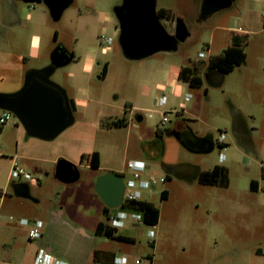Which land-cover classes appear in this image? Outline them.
Here are the masks:
<instances>
[{"label": "rangeland", "instance_id": "374dc122", "mask_svg": "<svg viewBox=\"0 0 264 264\" xmlns=\"http://www.w3.org/2000/svg\"><path fill=\"white\" fill-rule=\"evenodd\" d=\"M122 2L72 0L54 20L42 0H0V93L17 91L26 71L48 65L54 54L62 65L49 79L63 88L68 98L76 93L80 106L78 111H72L74 122L49 141L28 136L14 116L12 122L0 126V197L3 192L12 193L8 186L13 161L33 178L39 177L22 161L24 156H34L33 149L41 151L31 146L32 142L54 145V149L74 161L69 162L76 166L78 180L68 185L58 200L55 191H61L62 184L56 181L42 197L44 209L45 205L57 208L61 199L65 201L66 215L71 211L75 215L95 216L96 206L85 196L88 182L108 173H117L125 181L131 177L126 163L136 155L145 157V152H152V158L143 160L152 166L146 175L155 176L163 173V163H190L201 169L220 163L228 171L227 187L203 185L190 179L192 173L188 178H166L151 193L143 192L142 199L158 208L155 225L127 223L116 232L130 241L100 236L95 244L106 248L108 254L126 256L129 264L135 260L139 264H264V190L249 189L252 178L264 185L260 177V161L264 158V30L241 37L245 60L223 73L221 85L212 86L205 78L204 67L223 49L220 39L224 32L216 27L226 25L234 14L232 0L221 4L209 0H154L155 11L166 8L172 12L169 21L159 19L172 47L140 59L127 57L119 41L115 8ZM13 5L17 8L13 9ZM179 26L185 31L183 38L177 37ZM102 36L111 43H102ZM210 41L213 44L209 49ZM199 52L206 57L200 60ZM87 56L94 59V64L84 71L83 60ZM177 66L196 67L203 83L192 87L179 81L182 94L165 90L167 102L157 106L156 98L163 92H156L154 85L158 81L164 83L162 69ZM186 93L191 98L184 107L193 110V118L181 108ZM164 115L168 121L162 125ZM235 117L250 127L254 150L234 136ZM117 119L128 124L114 126L112 122ZM178 122L199 134L208 133L213 149L201 153L188 150L179 142L178 134L173 137L168 131ZM221 132L226 143L224 152L216 144ZM94 151L100 153L99 168L75 164L80 163L81 155ZM35 166L44 165L37 162ZM40 179L44 185L52 183L42 174ZM164 189L168 194L162 199ZM118 210L110 209V213ZM21 212L20 207L0 201V264L32 262L36 242H28L25 234L21 237L24 241L15 247L21 256L14 255L11 246L5 245L12 239V224ZM102 220L107 223L104 214ZM149 231H153L151 237ZM49 237L57 244L64 240L53 230Z\"/></svg>", "mask_w": 264, "mask_h": 264}, {"label": "crops", "instance_id": "0c3cea01", "mask_svg": "<svg viewBox=\"0 0 264 264\" xmlns=\"http://www.w3.org/2000/svg\"><path fill=\"white\" fill-rule=\"evenodd\" d=\"M231 3H232L231 8L234 9V14H231L226 25L216 27L224 32V34L220 39L221 42L224 43V45L222 46L223 49H221V51L217 55H219L226 47L231 45L232 36L235 35L236 37L241 38L243 37V35L257 34V32L264 30V0H232ZM212 44H213L212 41L208 43L209 49H210V45ZM199 59L201 60L204 58H199ZM93 64H94V59L92 57L87 56L83 60V70L89 71L93 66ZM181 67L183 66H177L176 68H173L171 70L162 69L161 79L164 80V83L159 81L156 82L154 85L155 91L156 92L161 91L164 93L165 90L167 91L169 90L170 93L182 94L183 88L178 85L180 81L178 78V74ZM204 68H205V78L209 82V84H211L212 86H219L223 83V80L225 78L223 73L215 69H209L208 66H205ZM23 72L25 73V70ZM196 75L201 79V85H202L203 83L202 77L197 73ZM21 78H24V76H22ZM157 85L163 86V89L162 90L157 89L158 88L156 87ZM70 98L73 99L74 101V111H78L80 106L78 104L77 94L73 93V95H71ZM187 102L183 100V104L181 105V108L184 114L192 117L193 110L184 107V103ZM132 109H134L133 106ZM236 113L237 112H235V114ZM137 119L140 120L141 117L138 116ZM122 121L124 125L128 124L127 121L125 120ZM249 128L250 127L246 124V122L236 117L234 118L233 120L234 136L239 142L249 144L250 149L254 150L255 145L253 144V137ZM168 131L173 135V137H176V135L179 134L180 132L182 133L184 132V137L181 138L179 137L178 140L183 146L187 147L188 150L194 153L204 152L205 150H207L210 144H212L210 135H208V133L199 134L193 129L185 126L184 122L176 123V125L173 126V128L169 129ZM32 144L35 147L41 148V151H37L32 148L33 149L32 154L34 156L23 155L24 159L22 158V161L27 163V165H30L29 167L33 171L39 173V177L36 178V181H30L24 178L10 179L9 177V181H11V183L9 184L8 188L11 190L12 193L10 192L1 193L0 201L2 202V204L5 203L6 201L8 202L9 205L18 206L22 210L21 214L17 216V219L15 218L14 223L12 224V228L14 229V234H12V239L9 243L5 245L11 246V250L13 251L14 255L21 256L22 253L19 251V249L15 247L20 242H22L23 240L21 238L22 235L25 234V239L28 242H32V241L29 240L27 237V231H26L27 227L22 224H19L18 220L20 218L29 219V220H41L43 221V228H44L43 236L40 239L35 240L36 249L32 252V258L35 251L39 247L48 245L49 247L51 246L50 247L51 253L53 254V251H55L56 254H54V256L65 261L67 264H97L98 262H107L104 261L103 256H100L97 261H94L93 253L95 250L108 252L106 248L101 246L99 247L96 246L95 242L100 236H97L95 234V229L97 224L100 221H103L102 216H103L104 207H107V212L109 214H110V209L113 208L118 209L119 207H108L101 200V198L99 197L98 193L95 190L96 182L98 180L96 179L97 178L96 177L95 179L93 180L91 179L88 182L86 188V195H85L87 198L91 199L90 200L91 204L96 206L95 216L90 217L89 215H85V214L75 215L71 211H68L66 215V212L63 211V208L65 206V201H63L62 199L61 201L58 202L57 208L53 206L47 207L45 205V209H44L42 207L43 206L42 197L44 195V191L46 189L51 190L52 184L54 185L56 182H58L62 184V189L61 191H55L56 193L55 199L56 200L60 199L61 197L60 195H62V192H64L67 187H70L68 185L78 180L79 172H78V178L73 182L63 183L59 181L58 179L55 178V167L57 160H59L60 158H65V160L67 161H72V159H70V157H68L63 152L54 149V145L50 146L48 144H43L41 142H32L31 146ZM144 154L145 157H143L142 155H136V157H134L135 159L132 160L143 161L146 164L148 170H152L151 164L147 160L146 161L143 160V158L145 159L152 158L153 157L152 152L151 151L145 152ZM37 162L41 163L44 166L43 167L35 166V163ZM75 164L79 165V167L83 166L85 168L94 169L93 167L87 164H80L79 162L78 163L76 162ZM219 165H223V164L219 163ZM263 165L264 164H262L260 170L261 179H264ZM99 166H100V153H99ZM212 167L208 169H201L200 167L196 165H192L190 163H180V164L163 163L162 165L163 173L159 176L163 175L167 178V180H169L172 176L188 178V176L192 173L190 179L197 181L199 173L201 171L209 170ZM41 174L45 176L47 180L51 178V180L49 181H51L52 183H49L47 185L42 184V180L40 179ZM251 181H253L252 186L249 184V189L251 192H258L259 190H264V185L262 187L257 179L252 178L250 182ZM45 186H48L49 188H45ZM164 190L168 194V191L166 189ZM69 199L73 202L75 198L73 199V197L72 198L69 197ZM52 230L55 232V234L58 233L61 235V237L64 238V240L62 241L63 243L57 244L54 241V239H51L49 237V233ZM65 239H67V241H65Z\"/></svg>", "mask_w": 264, "mask_h": 264}, {"label": "water", "instance_id": "95a60500", "mask_svg": "<svg viewBox=\"0 0 264 264\" xmlns=\"http://www.w3.org/2000/svg\"><path fill=\"white\" fill-rule=\"evenodd\" d=\"M57 20L72 0H42ZM221 4L231 0H211ZM120 36L119 41L125 55L140 59L158 51H168L172 44L168 34L159 23L154 0H123L115 8ZM183 38L182 26L176 30ZM59 57L51 55V62L41 68L29 69L22 86L15 92L0 93V109L11 112L25 133L33 138L49 141L58 136L74 122L69 98L63 88L51 81L49 76L61 66ZM213 149L212 144L207 152ZM55 178L70 183L78 178L76 166L60 158L56 162ZM101 200L108 207H118L122 201L124 183L117 173H108L98 178L95 186Z\"/></svg>", "mask_w": 264, "mask_h": 264}, {"label": "built area", "instance_id": "2783aa9c", "mask_svg": "<svg viewBox=\"0 0 264 264\" xmlns=\"http://www.w3.org/2000/svg\"><path fill=\"white\" fill-rule=\"evenodd\" d=\"M101 42L110 44L111 40L107 37H101ZM199 58H205V54L203 52L198 53ZM191 98L190 94H185L183 100L187 102ZM167 102V95L162 94L161 96L156 98L155 104L157 106H163ZM14 115L9 112L2 110L0 115V126L5 125L7 123L12 122V117ZM168 121V118L164 115L161 119V124H165ZM216 144L218 147L224 152L226 150V143L224 139V133H220L217 138ZM224 160V156L221 151L219 152V162ZM261 164H264V158L260 161ZM126 168L131 172V177L127 178L124 181V190H123V203H129L133 201L143 200V192L146 191L151 193L153 188L157 183H164L166 180L165 176H155V175H146L147 174V166L143 161L140 160H130L126 163ZM10 179H18L24 178L30 181H36L29 173H27L21 166L18 165L17 161H13L10 172ZM9 220H13L12 216L9 217ZM107 225L118 229L123 228L127 223L138 224L143 222L142 214L132 211L127 208L121 209V205L119 206V210L115 213L107 214ZM19 224H22L27 227V237L31 241H35L41 238L43 233V222L41 220H29L20 218L18 220ZM148 235L151 237L153 235V231H149ZM139 260H135L134 264H139ZM10 264V263H6ZM31 264H67L65 261L55 257L50 251L46 250L42 246L39 247L32 258ZM97 264H129L126 256H117L115 255L111 262H98Z\"/></svg>", "mask_w": 264, "mask_h": 264}, {"label": "trees", "instance_id": "16d2710c", "mask_svg": "<svg viewBox=\"0 0 264 264\" xmlns=\"http://www.w3.org/2000/svg\"><path fill=\"white\" fill-rule=\"evenodd\" d=\"M25 1H41V0H25ZM159 19H168L172 16L170 9L160 8L156 11ZM242 38L232 36V43L226 47L219 55L212 57L207 66L209 69L218 70L221 73H227L232 70L234 65H239L245 60V53L242 46ZM106 72V69H104ZM178 78L182 82L188 83L190 86H200L201 79L196 75V67L183 66L180 68ZM69 103L72 111H74V101L69 98ZM114 126H123L122 120L113 121ZM161 131L157 129L156 134L160 136ZM80 163L87 164L93 168L99 167V153L97 151L91 154H83L80 157ZM198 182L204 185H217L225 187L228 185V171L223 165H214L209 170H203L199 173ZM253 181L250 182L252 186ZM167 192L163 190L160 198H166ZM127 208L132 211L142 214L143 223L147 225H155L158 221V208L150 201L140 200L121 204V209ZM107 207L103 208V214L107 218ZM97 236L118 241H130L128 237L117 234L116 229L107 225L106 222L100 221L95 229ZM100 256L104 257V261L111 262L114 255L108 254L100 250H95L93 253L94 261H97Z\"/></svg>", "mask_w": 264, "mask_h": 264}, {"label": "flooded vegetation", "instance_id": "af4514ba", "mask_svg": "<svg viewBox=\"0 0 264 264\" xmlns=\"http://www.w3.org/2000/svg\"><path fill=\"white\" fill-rule=\"evenodd\" d=\"M209 1H210L211 3H213V4H217V2H214V1H211V0H209ZM12 8H13V9H16L17 7H16L15 5H13ZM171 18H172V16L169 17L168 19H165V20L169 21ZM158 19H159V18H158ZM115 28H118V24L115 25ZM178 136H179L180 138H181V137H184V132H183V133L180 132V133L178 134ZM122 180H123V183H124V179H123V178H122ZM122 198H123V196H122ZM121 204H122V201H121L120 205H121ZM120 205H119V206H120ZM119 206H118V207H119ZM42 236H43V233H42ZM42 236H41V237H42ZM42 247L45 248L46 250H48V251L51 252V248H50L51 246L49 247L48 245H47V246L44 245V246H42Z\"/></svg>", "mask_w": 264, "mask_h": 264}]
</instances>
